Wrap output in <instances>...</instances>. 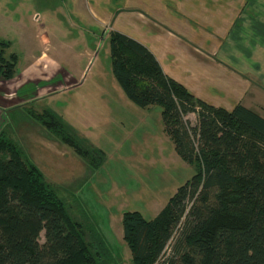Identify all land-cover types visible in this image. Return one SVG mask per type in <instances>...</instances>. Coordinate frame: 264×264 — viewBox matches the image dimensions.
I'll return each mask as SVG.
<instances>
[{"label": "trees", "instance_id": "1", "mask_svg": "<svg viewBox=\"0 0 264 264\" xmlns=\"http://www.w3.org/2000/svg\"><path fill=\"white\" fill-rule=\"evenodd\" d=\"M109 44L125 95L141 108L161 107L177 153L195 167L154 221L125 213L132 264H264V117L242 105L228 111L196 98L164 73L145 46L121 33H112ZM1 45L0 80L10 81L18 58L7 55L8 43ZM190 115L197 117L195 126ZM42 117L77 155H91L54 116ZM85 228L38 166L2 135L0 264H122L99 229Z\"/></svg>", "mask_w": 264, "mask_h": 264}, {"label": "rangeland", "instance_id": "2", "mask_svg": "<svg viewBox=\"0 0 264 264\" xmlns=\"http://www.w3.org/2000/svg\"><path fill=\"white\" fill-rule=\"evenodd\" d=\"M73 1L0 0V50L2 43L10 45L7 55L17 56L19 73L45 53L50 61L64 63L66 72L77 74L76 78L81 77L83 81L80 88L72 89L75 83L70 77L66 79L63 72L58 81H67L54 83L42 92V76L38 77L41 80L35 77L28 83L0 80V137L7 133L21 147L77 221L86 228L100 230L113 253L110 255L117 262L132 264V253L124 238L125 213L138 212L147 221H154L179 188L194 177L195 167L177 153L162 119L161 107L141 108L134 104L113 74L109 38L116 32L115 21L124 11L111 9L110 17H105L106 11L97 8L105 2L99 4L95 0V13L100 21L96 20L93 26L87 0H78V10L73 9ZM119 5L116 4L117 9ZM35 12L37 15L33 18ZM126 16L124 20L129 23L130 17ZM80 22L85 26L78 27ZM76 41L80 46L90 47V52H74L76 55L82 52L86 57L83 54L79 58L67 51L57 54L54 50L55 45ZM203 54L214 53L204 51ZM89 55L92 57L88 58ZM69 61L74 65H69ZM214 69L209 67L205 71ZM214 76L215 72L209 80L213 81ZM24 84L27 88L22 90L20 87ZM251 84L254 89L245 102L264 116L259 83ZM24 92L33 93L34 99L17 108L28 97L23 96ZM42 94L56 95L42 101ZM5 108L10 109L8 113ZM43 108L54 110L62 118L65 131L91 155L81 157L58 141L48 120L42 121ZM188 118L192 125L197 124L196 115ZM3 124L7 129L4 134L1 133ZM40 242H45L44 233ZM172 245L161 262L169 257Z\"/></svg>", "mask_w": 264, "mask_h": 264}, {"label": "crops", "instance_id": "3", "mask_svg": "<svg viewBox=\"0 0 264 264\" xmlns=\"http://www.w3.org/2000/svg\"><path fill=\"white\" fill-rule=\"evenodd\" d=\"M96 1L99 4L105 2V6H97L104 13L106 11L105 17H110L111 9L124 11L115 21V31L145 46L156 57L164 73L184 85L196 98L228 111H232L237 105H242L264 117L258 109L248 106L245 102L246 96H251L253 92L252 82L259 83V94L264 99V0ZM87 2L90 19L95 26L96 20L100 21L95 13V0H87ZM78 3V0L73 1V9H79ZM118 3H120L119 9L118 6L116 7ZM37 12L34 13L33 18ZM125 15H129V23L124 20ZM76 23L74 22V27H77ZM77 25L81 27L85 26V23L80 22ZM91 29L95 32L92 26ZM54 50L57 54L63 51L73 52L74 56L82 58L84 53L79 52L76 55L74 52L77 50L90 52V47L80 46L76 41L75 44L55 45ZM204 51L214 54L207 56L203 54ZM91 57L89 55L88 58ZM74 64L69 61V65ZM63 65L64 63L50 61L43 53L35 58V62L28 69L20 73L17 71V64L16 76L13 80L27 82L42 76V80L38 79L42 81V92H44L43 90L50 89L54 83H64L70 77L75 83L72 89L80 88L83 85L82 78H76L77 74L71 71L66 72ZM208 66L215 69L206 72ZM198 71L199 73L195 75ZM63 72L66 79L58 81ZM214 72L213 81L209 80ZM26 84L20 88L25 90ZM32 95L33 93L30 95L24 92L23 96H28L29 99L24 98L20 101L24 103L16 107L20 108L31 102L34 99ZM54 96L42 94V101L44 98ZM16 97L19 98L17 95ZM3 110L8 113L10 109ZM45 114L54 116L63 125L62 118L54 110L43 108L42 116ZM4 126L3 124L1 131L6 132ZM42 174L44 175L43 172Z\"/></svg>", "mask_w": 264, "mask_h": 264}, {"label": "built area", "instance_id": "4", "mask_svg": "<svg viewBox=\"0 0 264 264\" xmlns=\"http://www.w3.org/2000/svg\"><path fill=\"white\" fill-rule=\"evenodd\" d=\"M38 19V18H37Z\"/></svg>", "mask_w": 264, "mask_h": 264}]
</instances>
